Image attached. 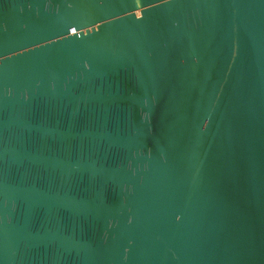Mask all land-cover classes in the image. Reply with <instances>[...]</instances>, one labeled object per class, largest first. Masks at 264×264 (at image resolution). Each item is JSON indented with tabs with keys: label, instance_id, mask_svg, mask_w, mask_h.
I'll return each instance as SVG.
<instances>
[{
	"label": "water",
	"instance_id": "1",
	"mask_svg": "<svg viewBox=\"0 0 264 264\" xmlns=\"http://www.w3.org/2000/svg\"><path fill=\"white\" fill-rule=\"evenodd\" d=\"M0 264H264V0H0Z\"/></svg>",
	"mask_w": 264,
	"mask_h": 264
}]
</instances>
